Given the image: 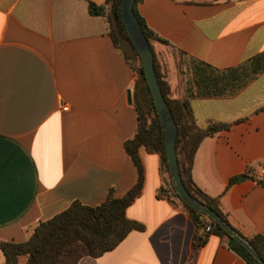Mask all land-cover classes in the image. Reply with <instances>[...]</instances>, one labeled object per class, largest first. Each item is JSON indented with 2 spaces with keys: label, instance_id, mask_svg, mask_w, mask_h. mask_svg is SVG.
Masks as SVG:
<instances>
[{
  "label": "crops",
  "instance_id": "crops-1",
  "mask_svg": "<svg viewBox=\"0 0 264 264\" xmlns=\"http://www.w3.org/2000/svg\"><path fill=\"white\" fill-rule=\"evenodd\" d=\"M107 1L0 0V241L27 242L74 202L98 207L137 183L124 144L137 130L134 95L146 104L148 90L90 14ZM136 11L168 43L151 42L168 97L187 100L201 129L230 125L201 143L194 182L243 237H264V0H143ZM140 157L144 190L126 215L144 229L78 264H245L216 236L195 248V224L159 197V155Z\"/></svg>",
  "mask_w": 264,
  "mask_h": 264
},
{
  "label": "trees",
  "instance_id": "trees-1",
  "mask_svg": "<svg viewBox=\"0 0 264 264\" xmlns=\"http://www.w3.org/2000/svg\"><path fill=\"white\" fill-rule=\"evenodd\" d=\"M143 0H135V13L148 41L168 44L151 31L137 14L136 5ZM122 0H108L106 7L90 4V14L106 19L109 35L114 45L124 52L125 58L137 71L139 78L146 83L143 75L142 59L131 42L124 25L121 13ZM128 43L133 55L123 49L122 43ZM155 69L159 83L178 126L177 154L180 174L187 191L198 201L210 207L238 234L242 235L230 222L229 215L221 205L220 198H213L201 190L193 180L192 169L198 148L204 139L213 137L221 131L228 130L230 125L211 123L206 129L199 128L193 118L187 100H173L168 97L167 83L163 80L156 59ZM147 86V84H146ZM149 103H143L135 93L134 105L138 116V125L133 139L125 142L126 153L131 157L138 172L136 185L121 199L109 197L98 207H88L81 202H74L67 210L54 218L41 222L32 237L24 243L0 241V249L5 256L6 264H78L83 256L99 258L117 248L133 231H142L144 226L128 219L127 209L141 196L145 185V167L140 157L143 147L149 153L158 154L166 183L159 191L160 198H166L187 214L198 229L195 236V248L204 246L210 237L216 236L225 241L229 250L244 261L245 264H260L254 256L211 218L189 207L182 201L173 188L169 177L165 147V134L160 122L152 95L147 86ZM264 186V181L255 179ZM238 179L230 181V186ZM260 257L264 260V237L247 238Z\"/></svg>",
  "mask_w": 264,
  "mask_h": 264
},
{
  "label": "water",
  "instance_id": "water-1",
  "mask_svg": "<svg viewBox=\"0 0 264 264\" xmlns=\"http://www.w3.org/2000/svg\"><path fill=\"white\" fill-rule=\"evenodd\" d=\"M135 0H122L121 13L124 25L127 29L131 42L139 53L143 64V75L146 84L152 95L158 118L162 123L165 134L166 156L169 169V177L173 188L179 194L180 198L189 207L211 218L221 228H223L231 237H233L239 244L246 248L254 258L260 263L264 264V260L260 257L258 252L252 244L242 235L238 234L231 226H229L216 212L210 207L196 200L185 188L180 174L178 154H177V137L178 126L169 109V106L163 95L158 75L154 65V52L150 42L146 38L141 24L135 13ZM128 102L133 103L132 93L128 92ZM242 178L241 181L245 180Z\"/></svg>",
  "mask_w": 264,
  "mask_h": 264
},
{
  "label": "rangeland",
  "instance_id": "rangeland-1",
  "mask_svg": "<svg viewBox=\"0 0 264 264\" xmlns=\"http://www.w3.org/2000/svg\"><path fill=\"white\" fill-rule=\"evenodd\" d=\"M122 47H123L124 50H126V52L128 54L133 55L132 48L130 47V45L128 43L123 42L122 43ZM148 103H149V96H148V93H147V95H146V104H148Z\"/></svg>",
  "mask_w": 264,
  "mask_h": 264
},
{
  "label": "built area",
  "instance_id": "built-area-1",
  "mask_svg": "<svg viewBox=\"0 0 264 264\" xmlns=\"http://www.w3.org/2000/svg\"><path fill=\"white\" fill-rule=\"evenodd\" d=\"M62 109H63L64 111H68V110H69V108H68L67 106H63ZM259 180L264 181V176H262Z\"/></svg>",
  "mask_w": 264,
  "mask_h": 264
}]
</instances>
